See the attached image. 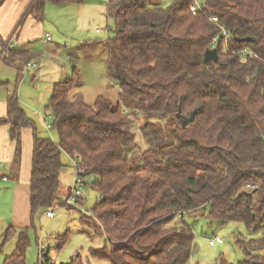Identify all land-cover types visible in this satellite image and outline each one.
<instances>
[{"label":"trees","instance_id":"1","mask_svg":"<svg viewBox=\"0 0 264 264\" xmlns=\"http://www.w3.org/2000/svg\"><path fill=\"white\" fill-rule=\"evenodd\" d=\"M24 1L16 29L29 15L42 21L47 2L61 6L82 0ZM194 1L108 0L114 27L104 44L108 76L119 88L117 100L102 95L91 104L80 95L70 99L79 84L73 68L71 77L53 84L47 104L57 143L38 137L16 91L8 95L0 125H9L16 162L22 130L34 133L31 225L3 231V242L17 233L3 264H28L35 215L57 200L65 166L61 151L79 157L78 165L99 194L91 216L81 218L92 220L107 242L91 250L93 257L110 264H188L194 232L178 214L205 209L220 224L238 221L261 231L258 238L238 239L245 259L236 264H264L259 253L264 248V0H203L193 14ZM221 27L232 34L231 41L226 48L220 38L218 62L204 64L203 54ZM0 45L8 54H1L2 61L20 65L16 57L26 52L11 49L1 36ZM245 48L253 55L241 60L237 51ZM137 132L147 149L137 143ZM35 264L52 263L40 252ZM59 264L84 262L76 253ZM216 264L232 263L219 257Z\"/></svg>","mask_w":264,"mask_h":264},{"label":"rangeland","instance_id":"2","mask_svg":"<svg viewBox=\"0 0 264 264\" xmlns=\"http://www.w3.org/2000/svg\"><path fill=\"white\" fill-rule=\"evenodd\" d=\"M172 1L174 0H158L164 4ZM198 1L200 4L203 2ZM107 3L108 0H82L68 5H52L51 9L48 7L44 19L50 25L47 33L51 35V39L46 48H38L41 51L37 68L32 73L26 69V74L19 77L16 68L0 63V79L7 82L3 88L15 86L18 101L25 115L33 121L38 137L58 142L57 131L52 127L53 112L47 104L53 81L71 77L73 68L78 73L79 84L72 88L70 99L80 95L85 102L91 104L98 95H102L113 101L117 100L119 88L108 76L104 44L113 35L114 27ZM20 85L22 98L19 94ZM46 124L49 128H46ZM137 143L147 149L138 132ZM61 160L65 166L60 172L57 200L51 207L54 215L51 218L45 216L48 208L40 209L35 215L36 231L30 230L26 261L28 264H35L42 252L52 264L67 263L79 253L84 264H110L108 260L95 258L90 253L94 248L107 245L104 235L92 220L81 221L82 216H91V208L99 197L97 190L90 185L92 177H86L81 202L72 200V207L64 205L69 187L74 182L77 160L74 161L64 151H61ZM186 221L194 232V250L188 264H216L219 257L236 264L245 259L244 248L237 242L238 239L245 241L262 234L261 231L249 230L244 223L238 221L220 224L219 221L210 219L205 209L189 214ZM59 237H63V241ZM213 237L222 238L223 243L209 245L208 239ZM16 238L17 233L11 235L6 242L11 241L14 245ZM259 253L264 255V248Z\"/></svg>","mask_w":264,"mask_h":264},{"label":"crops","instance_id":"3","mask_svg":"<svg viewBox=\"0 0 264 264\" xmlns=\"http://www.w3.org/2000/svg\"><path fill=\"white\" fill-rule=\"evenodd\" d=\"M71 3L74 2L65 5ZM52 5L55 4L51 2L46 3L45 14L47 8L49 7V9H51ZM25 6L26 1L24 0H5L0 5V36L7 42L11 49H22L27 54L23 55L22 58L16 57V63L20 65H10L2 61V46L0 45V63L16 68L19 77L25 75L26 71L32 73L33 69L21 70V66L27 62H36L38 65L39 52L41 51L38 48L42 46L46 48L47 42L50 41L46 39V35L48 34L47 29L50 25L45 19L40 21L29 15L25 18L22 25L16 29ZM48 35L51 39V35ZM25 61L27 62L25 63ZM18 66H20V68ZM53 72H55V69ZM59 73L63 74L62 71H59ZM53 82L55 83L57 81ZM6 83L7 82H2L0 79V118L6 116L7 97L15 91L14 85H12V87L3 88ZM19 94L20 98H22L21 85L19 87ZM46 126L48 125L46 124ZM33 133L34 132L31 128H24L22 130V151L16 162L14 157L15 144L9 137V125H0V164L3 166L0 168V175L7 176L8 178L6 181L0 180V235L9 226H12L15 230L19 231L26 229L31 225L29 182L33 149ZM14 247L15 243L13 245L11 244V241L3 242L0 238V264L4 263L5 256L9 255Z\"/></svg>","mask_w":264,"mask_h":264},{"label":"built area","instance_id":"4","mask_svg":"<svg viewBox=\"0 0 264 264\" xmlns=\"http://www.w3.org/2000/svg\"><path fill=\"white\" fill-rule=\"evenodd\" d=\"M201 9V4L199 3L198 0H195L191 5H190V10L193 14H195L198 10ZM212 20H215V17L211 18ZM220 38L224 39V46L227 48L228 42L231 41L232 38V34L225 28L221 27L218 34L215 35L212 40H211V47L210 48H216L217 43L219 42ZM46 39L50 40V36L47 34L46 35ZM237 52H239L241 54V60H244L246 58V56L248 55H253L252 51L248 50L247 48L245 49H241L238 50ZM4 57H8V54L4 51L2 52ZM23 69H35L37 68V63L36 62H27L26 64H24L22 66ZM47 128H49V126H47ZM75 159L77 160L75 163V177H74V182L73 184L69 187V192L67 195V198L65 200V203L68 205H71L70 202H72V200L76 201L78 198H80L82 196V189L85 185L86 182V176H84V170L78 165V161H79V157H74L73 160L75 161ZM3 166L0 164V168H2ZM0 180L6 181L8 180L7 176L4 175H0ZM45 216L46 217H53L54 215V209L53 208H48L47 211H45ZM179 216H183L186 218L187 214L184 212V214H178ZM208 243L209 245H214L216 243L221 244L223 243L222 238L220 237H213V238H209L208 239Z\"/></svg>","mask_w":264,"mask_h":264},{"label":"water","instance_id":"5","mask_svg":"<svg viewBox=\"0 0 264 264\" xmlns=\"http://www.w3.org/2000/svg\"><path fill=\"white\" fill-rule=\"evenodd\" d=\"M244 40L250 41L252 38H245ZM203 62L207 64L208 62L217 63L218 62V52L216 48H207L203 54ZM195 112H192L191 116L183 120V126H186L194 117ZM254 264H259L254 262Z\"/></svg>","mask_w":264,"mask_h":264}]
</instances>
